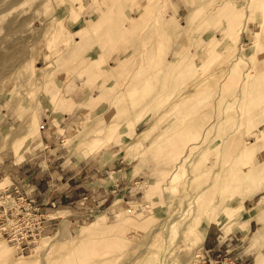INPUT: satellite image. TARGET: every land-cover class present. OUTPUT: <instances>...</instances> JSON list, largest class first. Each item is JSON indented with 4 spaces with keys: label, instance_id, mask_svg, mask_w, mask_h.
Listing matches in <instances>:
<instances>
[{
    "label": "rangeland",
    "instance_id": "obj_1",
    "mask_svg": "<svg viewBox=\"0 0 264 264\" xmlns=\"http://www.w3.org/2000/svg\"><path fill=\"white\" fill-rule=\"evenodd\" d=\"M4 1L0 189L59 218L24 255L0 235V264H190L209 221L264 264V0ZM76 79L73 124L23 144Z\"/></svg>",
    "mask_w": 264,
    "mask_h": 264
},
{
    "label": "built area",
    "instance_id": "obj_2",
    "mask_svg": "<svg viewBox=\"0 0 264 264\" xmlns=\"http://www.w3.org/2000/svg\"><path fill=\"white\" fill-rule=\"evenodd\" d=\"M50 214L41 212L36 200L15 183L0 189V235L18 253L30 252L35 241L57 226L58 217ZM218 249L213 256L212 248H202L190 264H240L237 257L229 255L230 250Z\"/></svg>",
    "mask_w": 264,
    "mask_h": 264
},
{
    "label": "crops",
    "instance_id": "obj_3",
    "mask_svg": "<svg viewBox=\"0 0 264 264\" xmlns=\"http://www.w3.org/2000/svg\"><path fill=\"white\" fill-rule=\"evenodd\" d=\"M169 7H168V10L170 12L169 13L170 18L172 16H174L175 18L183 16L182 15L183 12H181V11L185 10L184 7H178L177 10H174L172 5ZM193 11H195V10H193ZM191 13L189 15L185 14V13H183V14H185V16L188 15V17H190ZM199 25L200 24L197 25L198 27L197 26L193 27V28H195V30H196V28L200 27L199 30H196V31L194 30V33H193L194 35H196L197 33H200L202 35V34H207L209 32V29L204 30V28H205L204 25H200V26ZM192 50H195V53H196L198 51V47L195 44H193ZM195 53H193V54H195ZM196 54H197V56L194 59V64L197 67L198 64L200 63V61L202 60L203 55L199 52H197ZM198 54H201V56ZM68 56H72V55H68ZM78 81L79 80L76 79V81H70L69 83H67L69 89H71V92L66 91L67 89H65V91L61 92V93H64L62 105H64L65 107H69L70 105H72L73 106L72 111H70V112H68L67 110L66 111H54V106H51V105L50 106H47V105L39 106V108L42 109V110H40V121L42 122V124H41L40 129H39L40 141H41L39 144H41V143L44 144L45 149H52V147L55 143L52 139H48V136L51 135V132L52 131L59 132L60 128H61V130L66 131L69 124L70 123L73 124L74 117H76L79 114V111H78L79 109H77L79 107H76V105H78L77 101H79V103L82 102L81 100H83L84 97L78 99L76 97V93H86V92H84V87L82 85H80ZM44 96L46 97L45 94H44ZM50 97H51V95H50ZM49 101L51 102V100H49ZM59 114H62V115H59ZM54 115H56V116H54ZM60 139H61L60 141H62V142L64 141V139L62 138V134H61ZM60 141L58 140V145H60ZM45 154H47V153H45ZM8 176L12 179V183H15L14 179L10 175H8ZM115 182H117V181H114L112 188L117 184ZM102 186L103 185H100L98 187V189L104 188V190L107 191L106 187L105 186L102 187ZM29 197H31V196H29ZM252 208L250 209V211L252 210ZM241 210H244V211L246 210V215H248V213H250V211L247 209L245 202L243 203ZM243 219L249 220L248 224L246 223V228L242 227V228H244L243 230L246 229V231H247L246 234H249L253 230L254 225L256 223H258V221H256V219L253 216L252 217L250 216L249 218L244 217ZM64 222L65 221H63L62 223H64ZM60 223L61 222H59V224ZM239 226H241V225H239ZM207 230L205 232L206 236L204 235V237H203L205 245L202 248H212L213 250H215L216 246L219 245L224 250L233 251V250H236L238 247L239 251H237L236 253H233V254H235L233 256H235L239 259L240 264H247V259L250 256V253L247 252L246 250L249 247V244L246 245V243L248 242V240L246 239L247 237L241 231H237V232L232 233L230 235H225L224 233L213 234L211 222L209 223ZM214 255H215V253H213V256Z\"/></svg>",
    "mask_w": 264,
    "mask_h": 264
},
{
    "label": "bare ground",
    "instance_id": "obj_4",
    "mask_svg": "<svg viewBox=\"0 0 264 264\" xmlns=\"http://www.w3.org/2000/svg\"><path fill=\"white\" fill-rule=\"evenodd\" d=\"M6 1V0H5ZM5 1H4V3H5ZM10 3H12V1L10 2ZM9 4H7V6H8ZM15 5V4H14ZM2 6V5H1ZM11 6V5H10ZM2 8V7H1ZM1 8H0V10H1ZM5 9V8H4ZM11 10V9H10ZM2 15V14H1ZM5 15V14H4ZM5 17H7V16H5ZM0 18H1V16H0ZM4 18V17H3ZM3 21H7V20H3ZM10 38V37H9ZM1 60H2V58L0 57V63H1ZM6 70V69H5ZM8 70V69H7ZM40 120H39V116H38V113H37V111H34L33 113H32V115L30 116V118H29V121H28V123H27V126H26V128H25V132H24V135H22V134H20L21 135V138L24 136V138H23V144L26 142H28L30 139H31V137L36 133V132H38L39 131V128H40V122H39ZM18 134V133H17ZM38 134V133H37ZM36 134V135H37ZM19 135V136H20ZM36 137V136H35ZM19 138V137H18ZM21 138H19V140L21 139ZM16 140V139H15ZM14 140V141H15ZM21 144V143H20ZM14 145V144H13ZM15 146V145H14ZM21 146H23V145H21ZM20 145L19 146H17L16 147V149L17 150H20ZM2 184L3 183H0V185L2 186ZM209 223H210V221L207 223V225H206V227H205V230H204V233H203V236L205 235V232H206V230H207V228H208V226H209ZM173 226V225H172ZM43 238V237H42ZM40 240V238L37 240V241H39ZM37 241H35V244H36V242ZM8 243V242H7ZM4 245H5V242L3 241H0V254L2 253H5V250L3 249V247H4ZM37 245V244H36ZM35 246V245H34ZM12 247V246H11ZM37 247V246H36ZM13 248V247H12ZM49 252H51L50 250H49ZM26 258V257H25ZM24 258V256H22V257H20V258H18L19 260L20 259H25ZM17 259V263L16 264H19V260ZM45 263V262H44Z\"/></svg>",
    "mask_w": 264,
    "mask_h": 264
}]
</instances>
